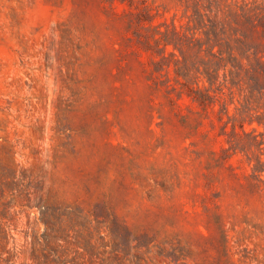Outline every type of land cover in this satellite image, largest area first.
<instances>
[{"label":"rangeland","instance_id":"1","mask_svg":"<svg viewBox=\"0 0 264 264\" xmlns=\"http://www.w3.org/2000/svg\"><path fill=\"white\" fill-rule=\"evenodd\" d=\"M198 11L264 63V0H0V264H264V73Z\"/></svg>","mask_w":264,"mask_h":264},{"label":"trees","instance_id":"2","mask_svg":"<svg viewBox=\"0 0 264 264\" xmlns=\"http://www.w3.org/2000/svg\"><path fill=\"white\" fill-rule=\"evenodd\" d=\"M242 14L245 15L247 12H250L251 9L246 7L241 8ZM207 18V19H206ZM209 20V21H208ZM196 21V22H195ZM195 23V29L196 30H203V33L208 38V41H212L211 37L213 36L216 39L215 44L209 46V53L213 58H217L221 62L223 61V54L228 51H236L241 56V61H237L238 59H235L237 61V65L234 66V69L237 71H242L247 68V70H260L264 73V63L258 58L256 54H247L248 50H243V47L245 48V43L240 38H233L225 37L227 34L226 27L229 26L227 19L223 21H213L209 17H207L205 14H202L201 12H196V20ZM207 21L209 23H207ZM264 30V29H263ZM210 39V40H209ZM216 47H219V53L215 54L214 49ZM230 58V57H229ZM244 59L247 60V64L244 65L243 61ZM212 79V76H210Z\"/></svg>","mask_w":264,"mask_h":264}]
</instances>
